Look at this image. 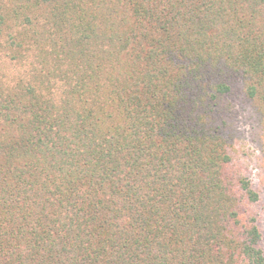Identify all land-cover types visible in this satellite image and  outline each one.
Masks as SVG:
<instances>
[{
  "label": "trees",
  "instance_id": "obj_1",
  "mask_svg": "<svg viewBox=\"0 0 264 264\" xmlns=\"http://www.w3.org/2000/svg\"><path fill=\"white\" fill-rule=\"evenodd\" d=\"M0 264H264L225 97L264 136V0H0Z\"/></svg>",
  "mask_w": 264,
  "mask_h": 264
},
{
  "label": "rangeland",
  "instance_id": "obj_2",
  "mask_svg": "<svg viewBox=\"0 0 264 264\" xmlns=\"http://www.w3.org/2000/svg\"><path fill=\"white\" fill-rule=\"evenodd\" d=\"M18 72L19 69L15 64L0 56V80H11ZM224 103L227 108L225 135L230 143L233 162L259 193V199L253 205V210L261 231V246L264 251L263 128L254 102L246 97L239 80L232 84Z\"/></svg>",
  "mask_w": 264,
  "mask_h": 264
}]
</instances>
